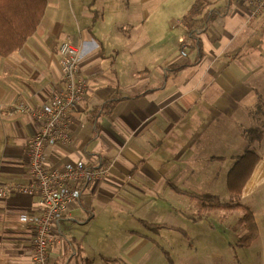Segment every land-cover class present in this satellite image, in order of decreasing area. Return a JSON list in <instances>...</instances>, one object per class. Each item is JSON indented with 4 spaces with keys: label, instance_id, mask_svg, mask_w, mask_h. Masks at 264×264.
Listing matches in <instances>:
<instances>
[{
    "label": "crops",
    "instance_id": "1",
    "mask_svg": "<svg viewBox=\"0 0 264 264\" xmlns=\"http://www.w3.org/2000/svg\"><path fill=\"white\" fill-rule=\"evenodd\" d=\"M214 1L210 9L216 14L197 32L201 58L179 71L171 69L195 60V52L187 57L181 47L168 59L135 57L136 46L123 32L122 21L110 24L106 13L94 8L97 0L90 4L47 0L44 17L23 47L0 55L2 184L30 181L26 147L39 123L14 111L10 103L51 101L62 84L59 45L63 40L77 45L82 75L88 79L85 97L72 111L74 145H47L45 161L50 167L78 160L106 164L108 174L86 185L80 203L54 230L50 264H87L84 259L92 264H165L162 257L147 254L152 250V246L147 249L149 244L159 245L141 220L169 224L170 207L178 212L179 204L195 206L168 182L200 194L230 193L228 174L237 158L254 145L263 151L241 200H254L255 207L249 208L259 235L250 247L264 241V210L256 208L264 204V137L252 142L243 135L255 126L248 123L255 112L264 110V103L257 107L260 97L264 100V11L253 15V5L241 0ZM131 15L140 19L137 13ZM41 212L36 195L10 191L0 198V264H35L34 218ZM162 213L163 221L157 222ZM109 220L126 224L138 220L144 230L127 229L134 245L117 249L127 254L110 256L116 261L97 262L89 255L99 239L94 227H104ZM103 234L102 244L107 246L109 237ZM257 253H264V247H258Z\"/></svg>",
    "mask_w": 264,
    "mask_h": 264
},
{
    "label": "rangeland",
    "instance_id": "2",
    "mask_svg": "<svg viewBox=\"0 0 264 264\" xmlns=\"http://www.w3.org/2000/svg\"><path fill=\"white\" fill-rule=\"evenodd\" d=\"M87 4L93 0H85ZM194 0H97L94 8L101 13H106L108 22L122 21L123 32L130 37L131 45L136 46L135 57L142 59H168L179 54V49L184 43L190 41V36L183 25V16L189 9ZM78 2V0H77ZM214 4V0H212ZM225 4V0H220ZM120 15L117 17V13ZM137 13L140 19L133 18L131 14ZM184 49L187 50L186 47ZM172 55V56H171ZM264 110L255 112L251 118L250 125L264 129ZM264 146V141L262 143ZM251 150L261 153L263 147L252 146ZM264 192V187L261 189ZM222 202H229L232 199L228 190L218 195ZM172 198L184 197L172 196ZM185 200V199H183ZM241 203L245 206L255 207L252 197L243 198ZM179 204L180 210L175 212L170 207L171 214L168 220L170 225L183 228L187 231L188 237L174 229L164 228L158 235L149 229L146 233L158 240L157 245L169 252L173 263H170L163 250L157 246H152V250L147 254H156L165 260V264H264V253L258 254L257 248L264 247V241H257L253 247H241L237 245V240L241 237L242 226L238 224L239 218L243 215L242 210L227 211L220 209L212 212L199 214L192 203L188 205ZM261 211L264 204L257 206ZM250 209V208H249ZM148 217L147 214H138ZM159 215V214H157ZM163 213L156 221H163ZM140 221H133L131 224L109 220L104 227L95 224V233L98 231L99 241L95 240L90 250L92 257H96L97 262H102V256H123L126 252L120 253L117 249L124 247L131 248L134 245V238L129 235L127 229H142ZM108 234L104 246L103 239ZM105 253V254H103ZM116 258V257H114ZM118 260V258H116ZM115 260V261H116Z\"/></svg>",
    "mask_w": 264,
    "mask_h": 264
},
{
    "label": "built area",
    "instance_id": "3",
    "mask_svg": "<svg viewBox=\"0 0 264 264\" xmlns=\"http://www.w3.org/2000/svg\"><path fill=\"white\" fill-rule=\"evenodd\" d=\"M253 5V15L264 11V0H241ZM62 84L53 92L49 103L32 105L27 100L10 103L19 113L31 115L39 130L26 147L30 181L26 184L0 183V198L10 191H18L39 197L42 208L34 218L33 254L35 264H50V247L53 232L60 228L65 216L71 215L87 190L86 185L107 176L106 164L89 165L83 160L50 167L45 161L47 145H74L72 129L75 119L72 111L84 99L88 79L82 75L80 53L69 39L59 45ZM23 220H26L24 217Z\"/></svg>",
    "mask_w": 264,
    "mask_h": 264
},
{
    "label": "trees",
    "instance_id": "4",
    "mask_svg": "<svg viewBox=\"0 0 264 264\" xmlns=\"http://www.w3.org/2000/svg\"><path fill=\"white\" fill-rule=\"evenodd\" d=\"M212 0H194L189 9L183 16L184 27L191 32L190 41L182 46V53L187 57L195 52V60H187L185 63L178 64L171 70L179 71L182 68L192 65L201 58L202 46L200 38L197 35L199 29H204L216 14L210 9ZM47 0H0V55L8 56L16 50H19L26 43L28 38L34 34L42 18L45 15ZM188 47V51L184 50ZM258 108L264 103L260 97ZM243 135L249 141H258L264 137V129L261 127L246 128ZM260 160V155L255 151L248 149L243 155L237 158L233 168L230 170L227 178L228 189L232 195L229 202H222L220 197L211 193H197L183 190L172 182H168L170 188L180 194L187 196L194 203L198 217L203 213L214 212L218 209L227 211L240 209L243 215L239 218L238 224L245 229V233L237 241L241 247H249L253 244L259 235V227L254 213L247 206L241 203L243 188L250 178L256 164ZM143 225L149 230L159 233L162 229H174L188 237L187 231L165 223H153L147 220H141ZM162 249V248H161ZM170 263H173L169 252L162 249ZM105 261H115L116 258L102 256ZM87 264H92L91 260L84 259Z\"/></svg>",
    "mask_w": 264,
    "mask_h": 264
},
{
    "label": "bare ground",
    "instance_id": "5",
    "mask_svg": "<svg viewBox=\"0 0 264 264\" xmlns=\"http://www.w3.org/2000/svg\"><path fill=\"white\" fill-rule=\"evenodd\" d=\"M96 181H98V180H96Z\"/></svg>",
    "mask_w": 264,
    "mask_h": 264
}]
</instances>
